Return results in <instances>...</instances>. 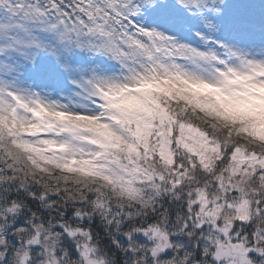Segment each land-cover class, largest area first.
Wrapping results in <instances>:
<instances>
[{"label": "snow or ice", "instance_id": "snow-or-ice-1", "mask_svg": "<svg viewBox=\"0 0 264 264\" xmlns=\"http://www.w3.org/2000/svg\"><path fill=\"white\" fill-rule=\"evenodd\" d=\"M251 87L264 0H0V264H264Z\"/></svg>", "mask_w": 264, "mask_h": 264}, {"label": "rangeland", "instance_id": "rangeland-1", "mask_svg": "<svg viewBox=\"0 0 264 264\" xmlns=\"http://www.w3.org/2000/svg\"><path fill=\"white\" fill-rule=\"evenodd\" d=\"M262 101L260 102V100ZM257 111H260L262 114L259 118H250L246 123H252L258 125L257 131L259 129L264 132V88L251 87L246 89L243 93L238 95L236 98L226 101L221 104V116H225L227 114L230 120H236L240 117V112H246L245 107L251 106H259ZM250 115V113H248ZM259 126L263 128H259ZM99 127V125H97ZM262 139H264V133H256ZM21 158L23 157V151H20ZM37 162L43 164V166L47 169L46 172L37 171L35 168H31V171L36 172L37 175H47L52 177L64 178L67 177L69 179L78 180L80 177L78 175H73L71 172L59 171L53 165L46 163L39 159V156L36 153H33Z\"/></svg>", "mask_w": 264, "mask_h": 264}, {"label": "trees", "instance_id": "trees-1", "mask_svg": "<svg viewBox=\"0 0 264 264\" xmlns=\"http://www.w3.org/2000/svg\"><path fill=\"white\" fill-rule=\"evenodd\" d=\"M245 108H246V112L244 111L240 112V117L239 119L236 118V120H241L246 123L250 118L259 117L257 115V111L254 108L251 107H245ZM248 113H250V115ZM224 117L229 119V116L227 114H225ZM259 128H263V127L259 126ZM256 133H263V130L259 129Z\"/></svg>", "mask_w": 264, "mask_h": 264}, {"label": "bare ground", "instance_id": "bare-ground-1", "mask_svg": "<svg viewBox=\"0 0 264 264\" xmlns=\"http://www.w3.org/2000/svg\"><path fill=\"white\" fill-rule=\"evenodd\" d=\"M264 133V132H263Z\"/></svg>", "mask_w": 264, "mask_h": 264}]
</instances>
